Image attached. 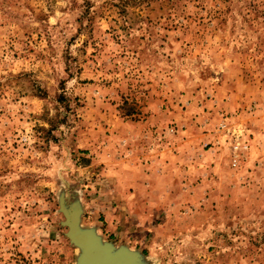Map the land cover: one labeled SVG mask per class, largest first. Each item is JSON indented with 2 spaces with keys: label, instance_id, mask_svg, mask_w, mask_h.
<instances>
[{
  "label": "rangeland",
  "instance_id": "1",
  "mask_svg": "<svg viewBox=\"0 0 264 264\" xmlns=\"http://www.w3.org/2000/svg\"><path fill=\"white\" fill-rule=\"evenodd\" d=\"M61 191L148 264H264V0H0V264L75 263Z\"/></svg>",
  "mask_w": 264,
  "mask_h": 264
},
{
  "label": "water",
  "instance_id": "2",
  "mask_svg": "<svg viewBox=\"0 0 264 264\" xmlns=\"http://www.w3.org/2000/svg\"><path fill=\"white\" fill-rule=\"evenodd\" d=\"M59 205L66 236L78 249L74 264H148L141 251L124 244L118 246L105 239L95 226H84L83 207L78 199L69 203L66 192L61 191Z\"/></svg>",
  "mask_w": 264,
  "mask_h": 264
},
{
  "label": "built area",
  "instance_id": "3",
  "mask_svg": "<svg viewBox=\"0 0 264 264\" xmlns=\"http://www.w3.org/2000/svg\"><path fill=\"white\" fill-rule=\"evenodd\" d=\"M249 147V144L243 143V142H235L233 145V152H234V157L232 159V164L233 166H237L240 162V153L245 152Z\"/></svg>",
  "mask_w": 264,
  "mask_h": 264
}]
</instances>
